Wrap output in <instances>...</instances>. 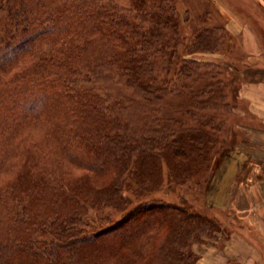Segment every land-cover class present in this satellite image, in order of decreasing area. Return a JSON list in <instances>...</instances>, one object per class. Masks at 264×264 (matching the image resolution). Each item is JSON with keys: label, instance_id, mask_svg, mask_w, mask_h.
I'll list each match as a JSON object with an SVG mask.
<instances>
[{"label": "trees", "instance_id": "obj_1", "mask_svg": "<svg viewBox=\"0 0 264 264\" xmlns=\"http://www.w3.org/2000/svg\"><path fill=\"white\" fill-rule=\"evenodd\" d=\"M256 9L242 7L249 25ZM185 15L175 0H0V264L195 263L218 223L188 193L238 78L202 57L223 50L222 28L185 33ZM112 76L191 107L134 125L97 85Z\"/></svg>", "mask_w": 264, "mask_h": 264}, {"label": "rangeland", "instance_id": "obj_2", "mask_svg": "<svg viewBox=\"0 0 264 264\" xmlns=\"http://www.w3.org/2000/svg\"><path fill=\"white\" fill-rule=\"evenodd\" d=\"M175 2L180 14L186 11L185 16L188 21L184 25L185 33L190 34L201 26L222 28L225 34L223 50L210 52L202 57L219 64L223 71H227L226 74L231 76L229 79H234L231 72L238 78L234 79L230 88H227L230 112L225 113V110H220L221 117L224 119L227 117L223 124L224 142L222 141L223 144L214 153L211 160L212 168L208 174L194 179L197 190H190L188 193L194 198L195 207L218 223V230L213 237H206L201 244L191 245L192 251L198 256L194 264H225L226 261L227 264H243L235 251L238 247L244 248V251L246 249V253L252 252V258L247 261L251 262L250 264H264L263 238L260 237L259 230L246 220V210L245 216L240 214L237 216L233 207L221 206L220 203L221 201L226 203L228 194L234 193L236 196L239 194L236 186L233 187L234 183L229 185L228 179L232 178V181H246L251 177L264 179V162H262L264 151L258 156L254 153L255 158L249 153L250 162L259 165L258 168L261 170L259 175L251 172L250 169L249 172H238L235 175L233 171L237 163L239 167L241 166L244 159L243 154H237L235 150L251 148V128H264V124L261 125V121L259 122V117L253 114L251 106L254 100L264 102V24L262 23L261 27L257 25L260 21L264 22L262 6L257 5V0H175ZM253 3L257 7L258 18L255 23L250 22L249 25L242 7L250 5L254 7ZM97 85L107 98L116 99L123 104L129 121L134 125L151 124L154 118L163 119L169 115L184 116V111L191 107L187 106L188 101L183 93L167 95L158 104L145 102L143 96L117 82L114 76L102 78ZM234 87L237 89L232 96L231 91ZM262 147L264 148V145ZM231 171L233 173H230ZM162 186L163 189L157 191L155 195L162 197L167 195L163 199H169L172 193L168 192L166 179L163 180ZM170 188L184 195L189 190L186 185ZM210 244L214 245L211 247ZM226 244L229 246L227 251ZM234 244L238 246L234 247ZM238 253L242 254L241 251Z\"/></svg>", "mask_w": 264, "mask_h": 264}, {"label": "crops", "instance_id": "obj_3", "mask_svg": "<svg viewBox=\"0 0 264 264\" xmlns=\"http://www.w3.org/2000/svg\"><path fill=\"white\" fill-rule=\"evenodd\" d=\"M264 87V86H263ZM264 89V88H263ZM252 112L253 114L257 115L259 117V122L261 121V125L264 124V102L262 101H252ZM251 142L252 146L251 148H239L236 149V153L243 154V162L241 166L239 167L238 163L237 166L233 169L234 175L239 173H245L249 172L248 169H250L251 172L261 173L260 169L258 168L259 165H254L249 160V153L252 157L255 158L254 153L256 156L264 151V148L262 147L264 145V128H251ZM260 149V151H259ZM253 154V155H252ZM264 162V160L262 161ZM230 173H233L232 171ZM255 174V173H254ZM255 176V175H254ZM234 177V176H233ZM253 178V177H251ZM247 179L246 181H238L233 180L232 178L228 179L229 185L234 183V186H236V191H238L237 196L236 194H228L229 197L226 198V203L224 201H221V206L226 207H233L235 214H240L241 216H245V210L247 212L246 220L248 223L251 224V226H255L259 232L260 237L263 238L264 242V179L257 178V179ZM244 180V176L242 178ZM222 187V186H221ZM216 196V194H215ZM214 196V197H215ZM222 196V193L220 194ZM219 198V197H218ZM241 218V217H240ZM242 219V218H241ZM214 244H210L209 246H213ZM227 245V244H226ZM238 245L234 244V247H237ZM264 246V243H263ZM216 247V246H215ZM228 245L225 247V250H228ZM237 252V257L241 259L243 264H250L247 262L250 258H252L253 254L251 251L246 253V249L244 251V248L238 247L235 249ZM243 254H240V252ZM246 253V255H245ZM238 254H240L238 256ZM227 262V261H226ZM225 262V264H227Z\"/></svg>", "mask_w": 264, "mask_h": 264}]
</instances>
